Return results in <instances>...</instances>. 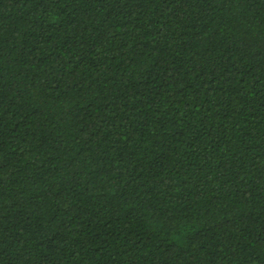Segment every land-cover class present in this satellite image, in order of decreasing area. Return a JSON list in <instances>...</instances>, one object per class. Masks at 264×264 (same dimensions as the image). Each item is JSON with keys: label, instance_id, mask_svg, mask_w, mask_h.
<instances>
[{"label": "trees", "instance_id": "trees-1", "mask_svg": "<svg viewBox=\"0 0 264 264\" xmlns=\"http://www.w3.org/2000/svg\"><path fill=\"white\" fill-rule=\"evenodd\" d=\"M0 264H264V0H0Z\"/></svg>", "mask_w": 264, "mask_h": 264}]
</instances>
